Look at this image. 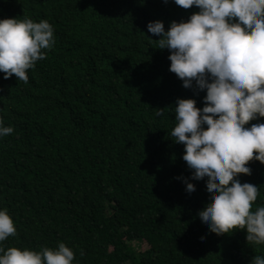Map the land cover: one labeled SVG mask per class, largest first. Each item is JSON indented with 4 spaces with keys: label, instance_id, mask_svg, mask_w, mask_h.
<instances>
[{
    "label": "trees",
    "instance_id": "trees-1",
    "mask_svg": "<svg viewBox=\"0 0 264 264\" xmlns=\"http://www.w3.org/2000/svg\"><path fill=\"white\" fill-rule=\"evenodd\" d=\"M198 11L174 0H0V19H45L54 31L26 82L0 73V121L13 128L0 136V209L16 228L0 246L39 251L62 242L72 264L264 257V243L247 241L245 229L217 235L202 225L207 178H192L171 135L176 100L202 108L206 90L183 87L146 25L159 20L167 31ZM254 123L264 117L245 127ZM246 166L250 175L237 178L258 187L254 211L264 206V164Z\"/></svg>",
    "mask_w": 264,
    "mask_h": 264
},
{
    "label": "clouds",
    "instance_id": "clouds-1",
    "mask_svg": "<svg viewBox=\"0 0 264 264\" xmlns=\"http://www.w3.org/2000/svg\"><path fill=\"white\" fill-rule=\"evenodd\" d=\"M174 3L184 9L195 5L199 11L186 22H170L167 31L159 20L146 27L160 37L158 48L170 51L169 71L183 87L194 81L198 90H206L202 108L192 98L176 100L171 131L175 142L184 145L182 159L192 178H207L210 199L198 212L199 219L217 235L245 229L247 241L264 243V206L251 210L258 187L237 178L250 175L249 161L264 164V123L245 127L264 117V0ZM53 44V26L45 19H0V73L26 82V70ZM161 114L158 109L156 115ZM12 132L0 121V136ZM185 184L189 193L195 190L192 183ZM15 232L7 210L0 209V242ZM73 259L74 252L62 242L39 251L0 246V264H72ZM250 264H264V257L254 256Z\"/></svg>",
    "mask_w": 264,
    "mask_h": 264
},
{
    "label": "bare ground",
    "instance_id": "bare-ground-1",
    "mask_svg": "<svg viewBox=\"0 0 264 264\" xmlns=\"http://www.w3.org/2000/svg\"><path fill=\"white\" fill-rule=\"evenodd\" d=\"M101 50V49H100ZM167 119V118H166Z\"/></svg>",
    "mask_w": 264,
    "mask_h": 264
}]
</instances>
